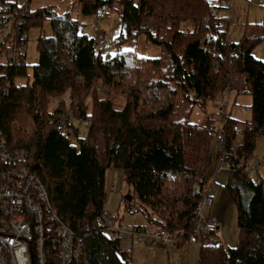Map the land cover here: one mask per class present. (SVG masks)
Here are the masks:
<instances>
[{
    "label": "trees",
    "instance_id": "trees-1",
    "mask_svg": "<svg viewBox=\"0 0 264 264\" xmlns=\"http://www.w3.org/2000/svg\"><path fill=\"white\" fill-rule=\"evenodd\" d=\"M225 1L121 0L119 51L110 56L69 12L29 11L0 0V19L7 5L13 15L9 39L0 43L1 58L16 38L26 47L34 26L46 21L52 28L51 36L38 38L30 82L18 83L28 77L26 53L11 65L0 60V130L10 148L29 152L28 168L43 180L63 221L84 238L78 264H131L120 248V236L112 237L99 223L110 168L122 171L146 220L174 243L197 232L196 208L210 185L211 133L217 117L223 122L222 158L232 167L224 188L237 207L240 238L235 248L202 244L198 263L264 264V180L254 181L248 168L256 139L264 134V60L253 55L264 40V24L245 23L242 38L231 44L228 28L220 25L229 17ZM112 2L78 0L84 16ZM18 13L23 19L19 23ZM186 23L191 28L184 31ZM138 34L159 45L166 56L146 58L122 50L123 41ZM227 89L252 97V120L245 123L239 146L237 121L227 110L212 112L204 124L189 120L200 101H216ZM67 92L72 114L62 111L65 102L50 112L51 100ZM64 114L67 122L60 125ZM71 118L87 124L85 137L77 136Z\"/></svg>",
    "mask_w": 264,
    "mask_h": 264
},
{
    "label": "rangeland",
    "instance_id": "rangeland-1",
    "mask_svg": "<svg viewBox=\"0 0 264 264\" xmlns=\"http://www.w3.org/2000/svg\"><path fill=\"white\" fill-rule=\"evenodd\" d=\"M121 0H113L112 4L100 8L96 14L84 16L80 12L78 0H6V3L17 4V6H26L29 11H37L39 9L49 8L54 9L58 14L65 15L70 13L71 17L79 22L81 31L87 34L91 38H96L100 33L107 36L108 43L111 45L109 52L110 56H114L119 51V45L117 44L119 36L122 32L121 21ZM220 0H212L213 4H218ZM232 8H230V19L226 20L224 27L228 30V41L231 44H236L243 36V28L245 23H259L264 24V0H231ZM7 5V6H8ZM2 8V7H1ZM15 18V16H14ZM18 23L22 22L21 16L18 13ZM208 16L205 18V21ZM212 24V23H211ZM212 27V26H211ZM191 28L189 23L182 25V30L187 31ZM213 29V27H212ZM42 35L51 36L52 28L50 22L44 21L41 25L34 26L30 29L28 36V42L26 45L27 55L26 62L29 65L28 77L18 80V83L26 84L32 79V66L38 61L37 41ZM2 42V36L0 35V43ZM121 48L124 51H133L138 56L146 58H159L165 57V52L159 45L152 44L147 41L144 34H138L132 38H127L121 44ZM253 55L258 60H264V40L258 44L254 50ZM4 58L0 57V60ZM224 94L223 97L216 101H200L192 110L189 115L190 122L194 124H204L207 116L214 112L216 103L221 104L229 100V106L227 113L231 114L232 118L237 121V131L243 133L246 122L252 120L251 103L252 97L249 94L239 93L238 91H231L230 97ZM103 97H107L106 91L102 92ZM62 102H65L66 109L62 111L68 113L71 108L70 93L67 92L63 97L55 98L51 100L48 108L50 112H54ZM89 102V100H88ZM69 110V111H68ZM78 119L71 118V122L74 123L77 129V136L80 138L85 137L87 134V124L83 121H75ZM223 128V122L217 117V121L213 124L211 133V148H210V161L209 170L207 173V186L212 182L211 172H215L217 166L219 167L222 160V152L220 150V143L217 140L218 135L221 134ZM72 130L71 142L76 144L75 130ZM74 130V131H73ZM67 131V130H66ZM243 142V136L238 135L236 139V145L239 146ZM259 164L260 168L258 172H252L253 167ZM248 168L251 170V178L254 181L264 180V134L259 135L256 139L255 149L248 161ZM220 174V173H219ZM230 174L227 171H223L219 179L216 180L217 186L214 184L213 191L214 196L222 194L224 197V187ZM218 177V176H217ZM210 180V181H209ZM106 190L107 201L106 210L110 211L115 217V226L117 229H129L138 225H143L145 228L151 231L159 230L154 224H150L143 212L142 206L134 196L131 186H129L124 178L122 171L115 168L107 170L106 175ZM226 194V193H225ZM228 197V196H227ZM224 199V198H223ZM131 208V211L129 210ZM224 220L221 224L220 230L213 235L203 237L198 231L195 234H191L186 240H178L174 243L171 241L170 245L161 242L150 246L144 243H140L144 246L140 247L135 241L136 252L133 256L135 264H199V253L202 244H214L223 243L230 248H235L239 243L240 228L238 226V214L236 205L228 200H225L224 204ZM112 237H116L117 234H111ZM120 248L126 253L128 249H132L128 244L127 236H120ZM126 237V238H125ZM143 250V251H142ZM127 254V253H126ZM130 258L131 255H126ZM131 264H133L130 258Z\"/></svg>",
    "mask_w": 264,
    "mask_h": 264
},
{
    "label": "built area",
    "instance_id": "built-area-1",
    "mask_svg": "<svg viewBox=\"0 0 264 264\" xmlns=\"http://www.w3.org/2000/svg\"><path fill=\"white\" fill-rule=\"evenodd\" d=\"M225 7L229 11V20L231 0L225 1ZM1 13L0 35L4 40H8L13 15L8 6H5ZM214 15L219 16V9L214 11ZM209 21L208 17L207 26ZM224 23L225 21L220 25L226 29ZM210 34L216 36L212 30ZM25 39L26 36L23 35L21 40ZM96 44L102 51L109 52L111 49L107 36L103 33L96 37ZM25 53L26 47L19 43L17 38L14 39L3 52L4 64L16 63ZM225 93L230 97L229 89ZM228 106L229 100L221 104L216 103L214 113L227 110ZM66 122L65 114L61 115L58 124L65 125ZM60 128L61 133H64L65 129ZM238 134L242 133L238 131ZM217 139L220 150H223L222 133ZM28 160L29 152L26 149L10 148L0 130V264H78L85 247L84 238L57 213L43 180L28 168ZM241 167H244V163ZM259 168L260 165L256 164L252 172H258ZM231 170L230 163L222 158L219 171ZM211 193L212 186H209L204 190L196 208V231L208 236L216 234L220 229V219L215 214H210L208 218L204 216L205 209L214 205ZM99 223L108 234L127 236L130 241H146L148 245L163 242L168 246L171 241L174 242L173 237L162 230L117 229L114 216L106 210L99 218ZM131 252L132 249L126 251L127 254Z\"/></svg>",
    "mask_w": 264,
    "mask_h": 264
},
{
    "label": "crops",
    "instance_id": "crops-1",
    "mask_svg": "<svg viewBox=\"0 0 264 264\" xmlns=\"http://www.w3.org/2000/svg\"><path fill=\"white\" fill-rule=\"evenodd\" d=\"M229 30V29H228ZM26 53H27V50H26ZM220 166V165H219ZM223 171H219V167L217 166V168H216V171L215 172H211V179L210 180H212V182L210 183V187L212 186V196H213V198H214V205H213V207L212 208H207V209H205V212H204V216H205V218H208L209 216H210V214H215L219 219H220V227H221V224H222V222H223V220H224V213H225V211H224V204H225V200H228V201H231L232 202V200H231V198L228 196V194H227V192H226V190H225V188H224V190H225V193H224V199L222 198V194H218L216 197L214 196V193H213V191L216 189V186H217V182H216V180L217 179H219V176H220V174L222 173ZM220 173V174H219ZM218 176V177H217ZM209 180V181H210ZM213 184H215L216 186H215V189L213 188ZM208 186V187H209ZM207 189V188H206ZM228 196V197H227ZM106 211H108V210H106ZM108 212H110V211H108ZM111 213V212H110ZM138 226H143V225H138ZM134 228V227H133ZM220 230V229H219ZM126 238V237H125ZM127 240H128V244H130V246H131V248H132V252L130 253V254H126V255H131L130 256V258H131V260H132V262H133V264H135L134 263V258H133V256H134V254H135V252H136V249L137 248H135V243L136 242H134L135 240H132V241H130V239L127 237L126 238ZM138 246H140V247H142V246H144V245H142V244H140V243H138L137 244ZM148 245V244H147ZM148 246H150V245H148ZM144 248H146V246H144ZM143 251V250H142ZM127 257V256H126ZM128 258V257H127ZM130 258H128L129 260H130ZM131 262V261H130Z\"/></svg>",
    "mask_w": 264,
    "mask_h": 264
},
{
    "label": "water",
    "instance_id": "water-1",
    "mask_svg": "<svg viewBox=\"0 0 264 264\" xmlns=\"http://www.w3.org/2000/svg\"><path fill=\"white\" fill-rule=\"evenodd\" d=\"M106 7V5L105 4H103V8H105Z\"/></svg>",
    "mask_w": 264,
    "mask_h": 264
}]
</instances>
